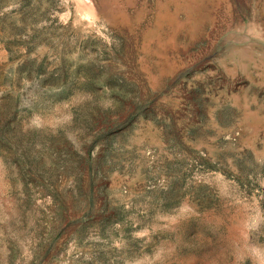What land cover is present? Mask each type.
<instances>
[{"label": "rangeland", "instance_id": "obj_1", "mask_svg": "<svg viewBox=\"0 0 264 264\" xmlns=\"http://www.w3.org/2000/svg\"><path fill=\"white\" fill-rule=\"evenodd\" d=\"M0 264H264V0H0Z\"/></svg>", "mask_w": 264, "mask_h": 264}]
</instances>
